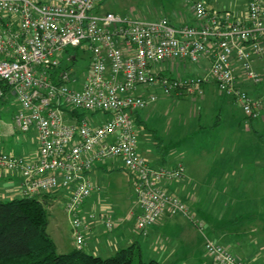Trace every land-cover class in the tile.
I'll use <instances>...</instances> for the list:
<instances>
[{
	"label": "built area",
	"instance_id": "2783aa9c",
	"mask_svg": "<svg viewBox=\"0 0 264 264\" xmlns=\"http://www.w3.org/2000/svg\"><path fill=\"white\" fill-rule=\"evenodd\" d=\"M187 1L197 24L101 11L99 0H0V99L14 97L19 108L12 114L13 128L35 130L38 140L33 159L0 149V169L18 172L22 196L68 192L65 210L77 248L85 245L90 229L80 206L101 190L87 175L97 162L120 158L133 175L139 208L135 225L142 234L164 212L188 216L184 201L166 188L183 176L182 164L154 166L136 149L133 113L157 99L138 92L140 86L202 95L203 85L213 82L247 118L262 115V99L250 91L264 77L261 1L247 0L240 15L208 10L203 0ZM78 47L89 52L81 78L72 63L76 54L69 51ZM176 59H207V72L181 76L157 67ZM255 60L263 62L262 71L254 68ZM97 112L108 117L92 123L87 113ZM99 218L106 229L113 227L109 215ZM203 248L214 264H245L219 242L207 238Z\"/></svg>",
	"mask_w": 264,
	"mask_h": 264
},
{
	"label": "rangeland",
	"instance_id": "374dc122",
	"mask_svg": "<svg viewBox=\"0 0 264 264\" xmlns=\"http://www.w3.org/2000/svg\"><path fill=\"white\" fill-rule=\"evenodd\" d=\"M171 2L172 7L180 4V0ZM98 3L101 11L152 20L158 12L160 0H99ZM69 51L76 54V61L72 63L76 75L81 78L87 72L89 52L84 47L69 48ZM207 65V59L195 63L176 59L162 61L157 67L168 69L167 72L172 75L203 76L207 72ZM209 84L213 82L203 87L202 95L166 94L160 85H152L148 89L140 86L138 92L144 90V93H154L157 99L139 109L144 124L134 121L137 130L136 149L140 155L152 159L155 165L167 168L180 162L184 171L175 194L188 207V216L192 215L193 202L189 199L193 196L209 213L226 221H237L236 228L245 238L244 249L255 252L257 248L253 246L254 238L264 240V112L262 118L248 119L239 104L223 95L214 84V87ZM259 94L263 97L264 106V87ZM14 100L0 103V120L8 127L13 125L11 115L19 106ZM87 115L92 123L102 122L108 117L103 112ZM33 131H16L4 139L23 140L25 156L30 157L29 152L33 153L37 149L30 142L37 140V134ZM111 161L115 162L114 168L110 170L106 166L100 169L98 175L99 183L103 186L98 201L109 206V210L121 199L131 201L135 195L133 175L123 169L120 158L109 159L108 162ZM7 178L11 179L10 183H7ZM19 178L15 170L0 172V191L9 189L11 192L5 197L0 194V200L22 196L17 189ZM181 185H185V188L181 189ZM225 186L230 188L225 190ZM201 188L205 189L206 194L200 192ZM64 194L61 191L52 202L53 205L47 208V233L59 253L68 251L63 245L72 232L70 217L65 210ZM252 225L256 230L246 231ZM84 249L90 251L88 247ZM260 251L264 255V251ZM204 252L200 244L195 247V258L199 259L200 264L212 259ZM89 253L106 257L114 251L111 254L99 251ZM184 253L189 255L190 249L186 247Z\"/></svg>",
	"mask_w": 264,
	"mask_h": 264
},
{
	"label": "crops",
	"instance_id": "0c3cea01",
	"mask_svg": "<svg viewBox=\"0 0 264 264\" xmlns=\"http://www.w3.org/2000/svg\"><path fill=\"white\" fill-rule=\"evenodd\" d=\"M205 7L208 10L213 11H231L237 14H243L246 9L247 0H203ZM261 4L264 7V0H260ZM171 0H160L158 6V12L155 14L154 19L167 17L174 24L179 25L183 23L187 24H197L199 23L198 18L193 14L191 5L187 0H180V4L176 6H171ZM100 7V5H99ZM182 7V8H181ZM258 71H262L263 62L261 60H255V67ZM264 76V73L261 72ZM206 84L203 85V87ZM213 86L209 84L208 86ZM207 86V87H208ZM216 87V86H215ZM264 87V77L263 81L255 87L250 86V91L253 96L261 98L262 95L259 94L261 89ZM144 93V90L140 91ZM184 95V94H182ZM263 98V97H262ZM261 98V99H262ZM14 100V97L10 94H6V97L0 100V103L6 102L8 100ZM15 101V100H14ZM263 101V100H262ZM19 108V106H18ZM17 108V109H18ZM16 109V110H17ZM15 110V112H16ZM14 112V113H15ZM264 106L262 110L263 117ZM13 113V114H14ZM134 120L141 124H144L143 117L141 116L138 110L134 111ZM12 116V115H11ZM0 149L6 151L10 154L17 156H22L25 158L33 159L36 156L38 150V140H30L37 146L35 152H29L30 157L25 156L24 152V142L23 140H5L6 136L13 135L17 130L13 128V125L6 126L4 122L0 120ZM4 127V128H3ZM33 130H30L31 132ZM34 132V131H33ZM28 133V132H27ZM36 135V132H35ZM37 139V136H36ZM147 152L148 149H145ZM143 156V155H141ZM145 156V155H144ZM143 156V157H144ZM146 158L150 164L154 166H161L158 164L152 163V159ZM97 162L92 170L87 174L88 177L97 182L99 185V171L100 169H113V161L108 162ZM126 171V169L123 167ZM4 170L0 169V172ZM5 172V171H4ZM127 172V171H126ZM125 173V172H124ZM128 173V172H127ZM9 179V178H7ZM8 180L7 183H10ZM127 180V179H126ZM181 181L178 179L172 183L166 185L167 191L175 194L178 190V186ZM20 185V180L18 181V186ZM101 186V185H100ZM185 185H181V189H184ZM230 188L225 186V190ZM20 190V187L17 188ZM103 186H101L100 192L92 193L83 204L80 206L79 214L80 216L89 221L90 229L85 231V247H88L90 251L88 252H102L105 254H111L117 249L127 246L131 243L137 242L142 251V257L154 258L160 264H200L199 259L195 258V247L200 244V248L204 251L203 242L205 239H210L216 242L223 244L227 249L235 254L239 259H241L245 264H264V255L260 250L264 251V240L254 238L253 246H256V251L244 249L245 238L242 233H239L238 228H236L237 221H226V219L211 214L199 204L196 197H190L189 200L193 202V211L191 216H184L183 214L169 215V213L164 212L158 220L151 225L145 234H142L136 228V215L139 212V208L136 204V196L134 195L131 201L121 199V201L114 206L112 210H109V206L98 201L99 193H101ZM63 191V190H62ZM61 191L57 193H48L50 194L51 199L46 205L47 208L50 205H53L52 202L56 199ZM64 197L67 198V191H64ZM201 193H205V189H200ZM10 190L0 191L1 196H6L10 194ZM21 193V190H20ZM22 195V194H21ZM179 197V196H178ZM189 197V196H188ZM187 197V198H188ZM182 199V198H181ZM183 200V199H182ZM88 214H94L95 218L89 219ZM105 214L109 215L114 222V225L111 229H106L104 224L99 218V215ZM112 215V216H111ZM69 216V215H68ZM256 228L252 225V228L247 229L248 232H253ZM245 231L243 232V234ZM74 237L71 232L70 236L67 237V243H64L63 247H66L71 250L75 247ZM104 240V241H103ZM142 242V243H141ZM189 248V255L185 254V249ZM232 248V249H230ZM145 252H144V251ZM110 252V253H109ZM206 255V253L204 252ZM108 256V255H107ZM208 256V255H206ZM202 264H214L213 260H208Z\"/></svg>",
	"mask_w": 264,
	"mask_h": 264
},
{
	"label": "trees",
	"instance_id": "16d2710c",
	"mask_svg": "<svg viewBox=\"0 0 264 264\" xmlns=\"http://www.w3.org/2000/svg\"><path fill=\"white\" fill-rule=\"evenodd\" d=\"M50 199V194L42 193L0 200V264H160L144 259L137 242L106 257L89 253L84 246L59 253L46 228Z\"/></svg>",
	"mask_w": 264,
	"mask_h": 264
}]
</instances>
